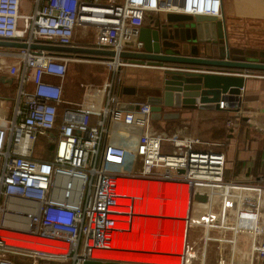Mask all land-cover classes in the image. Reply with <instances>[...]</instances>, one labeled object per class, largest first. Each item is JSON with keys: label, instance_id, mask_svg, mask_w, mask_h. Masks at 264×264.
I'll return each instance as SVG.
<instances>
[{"label": "built area", "instance_id": "1", "mask_svg": "<svg viewBox=\"0 0 264 264\" xmlns=\"http://www.w3.org/2000/svg\"><path fill=\"white\" fill-rule=\"evenodd\" d=\"M19 2L0 0V38L25 44L0 47V56L14 59L7 72L17 78L11 112L0 113V264H39V259H68L70 264L88 259L107 261L95 254L110 248L114 232L128 231L118 223L123 222L121 216H130L133 208V197L122 192V179L168 183L178 214L158 217L182 223L179 264L197 258L192 247L198 243H202L199 264H204L209 240L238 248L244 242L254 254L264 257V180L224 178L222 142L215 143L216 149L202 150L194 144L211 142L197 136L150 133L145 130L150 103L115 94L118 69L137 64L123 60L118 52L141 47L134 31L146 14L220 17L222 1L33 0L32 8L24 12H19ZM75 25L95 27L93 46L111 49L114 54L98 60L108 68L110 77L100 84L81 83L78 99L71 100L62 96L68 62L84 58L29 45L76 44L72 40ZM182 69L233 73L212 67ZM26 83L30 87H25ZM240 99L239 93L232 104L219 100L212 108L239 115L245 112L239 107ZM121 103L133 106L121 108ZM257 128L264 131V126ZM38 133L48 139V159L32 155ZM168 144L169 151L165 150ZM125 153L140 156L136 170L123 166ZM106 163L116 169L107 170ZM125 198L131 199L129 204L118 202ZM124 207L128 210L120 209ZM192 210L197 212L195 216ZM191 228L196 239L189 238ZM212 228L229 230L230 235L210 236ZM20 238L31 241L17 240ZM34 238L45 239L36 241L42 247L32 246ZM15 256L28 260L16 262Z\"/></svg>", "mask_w": 264, "mask_h": 264}, {"label": "crops", "instance_id": "2", "mask_svg": "<svg viewBox=\"0 0 264 264\" xmlns=\"http://www.w3.org/2000/svg\"><path fill=\"white\" fill-rule=\"evenodd\" d=\"M221 15L224 17L226 27L227 46H233L234 55H242L244 57L254 56L255 52L264 49V0H221ZM159 16L162 20L163 13L146 14L142 25H150ZM259 42H263L261 45ZM210 56L216 55L215 47L209 50ZM77 61V60H74ZM82 61L78 60L77 62ZM15 62L12 57L0 56V82L5 86L0 87L4 93L0 92V113L9 115L11 108L8 112L7 102L11 101L9 98H13L15 94V86L17 78L15 75H10L7 72L8 66ZM103 66V65H102ZM191 67H199L201 69L207 68V65H183ZM108 71L104 77L98 79H81L75 80V72L68 68L62 83V96L66 99L76 100L79 97L77 90L80 89L81 83H94L100 84L110 77V71ZM123 69L122 84L133 87L132 94H122L125 98L134 100L136 98H130V95L136 93L140 94L142 91L145 94L144 99L149 94L157 93V87L162 84L161 69L155 65L145 64H130L120 67ZM218 69V68H213ZM231 70L228 68H222ZM193 71V70H192ZM205 72V71H204ZM221 74H231L227 72H214ZM119 75V73H118ZM244 80L240 92V104L239 107L245 112L239 115L228 114L223 110H215L207 107H185V106H164L165 112H170L175 116L168 117V124L171 128L172 136H197L203 139L205 135L209 137L217 135L221 137V141L226 139L225 144V170H231L230 178H236L238 180L249 182H261L264 180V131L258 129L257 126H264V70H248L244 73ZM56 80L55 78H53ZM118 82V78H117ZM117 84V83H116ZM30 87L29 83L25 84V87ZM9 88L10 93L5 94V89ZM143 89V90H142ZM150 89V90H149ZM12 91V92H11ZM127 95V96H126ZM140 98V97H139ZM138 99V98H137ZM142 100V99H140ZM13 105V101H11ZM214 114H222L223 120L217 121L213 116ZM244 117H247L244 118ZM244 119V120H243ZM227 120H230L231 124H227ZM213 127V128H212ZM228 129V130H227ZM150 132L149 128L147 129ZM151 133V132H150ZM227 135V137H226ZM223 140V141H222ZM224 145V144H223ZM224 149V148H223ZM237 163L238 172L234 174L231 165ZM140 222H145L140 220ZM146 223V222H145ZM142 226V225H139ZM158 226V225H154ZM173 237V236H172ZM170 237L167 246L164 244L162 247L153 246L145 250L157 249L163 254L145 255L140 253L125 254L123 256L113 257L111 251L106 254L107 259H121L134 260V258H145L144 262L163 263L158 262L156 257L160 259H168L172 261V264L179 263V257L176 255L168 254V252L180 251L174 245V239ZM180 244V243H178ZM242 248L244 242H241ZM135 244L129 245L128 242L124 247L119 248H131ZM124 252V251H117ZM253 253V252H252ZM242 254L235 255V261H239L242 258ZM264 264V257H261ZM233 256L231 253V258ZM245 259V258H244ZM248 256V260H249ZM156 260V261H155Z\"/></svg>", "mask_w": 264, "mask_h": 264}, {"label": "water", "instance_id": "3", "mask_svg": "<svg viewBox=\"0 0 264 264\" xmlns=\"http://www.w3.org/2000/svg\"><path fill=\"white\" fill-rule=\"evenodd\" d=\"M134 32L136 40L141 42V47L120 50L118 56L127 62L160 67L162 84L157 87V93L145 97L150 103L151 118L175 116V113L172 115L170 112L161 114L160 110L163 106L212 108L217 107L219 100H224L230 105L239 99V88L244 80L242 72L264 70V49L258 50L251 57L229 52L223 15L217 17L165 12L162 20L157 16L150 25H141ZM259 43L263 45V42ZM23 46L25 44L22 42L0 38V47ZM29 46L43 48L54 54L90 57L96 60L111 58L110 56L114 54L111 49L97 48L92 43L57 45L38 42ZM212 47L216 50L214 57L209 53ZM184 64L229 67L233 73L186 70L182 69L188 67L183 66ZM118 71L115 94L117 96L132 94L133 87L122 84L123 69L119 68ZM238 103L240 104V101ZM132 106L131 103L119 105L121 108ZM81 264H117V262L88 259Z\"/></svg>", "mask_w": 264, "mask_h": 264}, {"label": "rangeland", "instance_id": "4", "mask_svg": "<svg viewBox=\"0 0 264 264\" xmlns=\"http://www.w3.org/2000/svg\"><path fill=\"white\" fill-rule=\"evenodd\" d=\"M32 5H33V0H20L19 12L29 11L32 8ZM19 24H20V21H19ZM96 32H97V30L93 26L75 25L72 40L76 41V42L92 43L95 39ZM126 48H128V47H126ZM227 48H228L229 52L231 54H233V50H234L233 46L228 45ZM68 68L69 69L72 68V70L76 73L75 75L78 76L75 79L77 81V84H78L79 80L85 79L84 75L88 79L94 80V79L104 77L108 72L106 70V68H104V66H102V64L98 60H96L94 58H90V57L84 58L82 61H79V62L71 60L68 62ZM4 86L5 85L0 82V87H4ZM5 91H6L5 94L10 93L9 88L5 89ZM0 92L4 93V91H2L1 89H0ZM77 93H80V89L77 90ZM144 96H145V94L142 91L140 94L136 93L134 95H130V98H132V99L136 98L134 100H140V99H144ZM9 100L13 101V98H9ZM11 101L7 102L8 112H9L10 108L12 107ZM165 109H167V108H165L164 106L161 107V110H160L161 114L165 113ZM213 117L217 121H220V122L224 118V116L222 114H214ZM113 125L116 127H119V128L127 129V130L132 129L131 127H129L127 125H123L121 123H113ZM148 128H149L151 133H154V134H157L160 136L172 137L171 128H170V125L168 124V119L163 118L162 116L159 118L149 117V119L145 125V130ZM174 137H183V136H174ZM203 137H204L203 139H205L211 143L208 144V143L203 142V143L194 144V148L202 149V150H206L208 148L216 149L215 143L221 141L220 140L221 137H219L217 135H214L211 137H209V135H205ZM170 149H171L170 144L165 146V150L169 151ZM32 155L39 157V158H44V159L50 158L51 150H50V147L48 145V139L45 135L39 134V133L36 135V138H35V141L33 144ZM122 164L126 168L136 170L140 165V156L137 154H134V153H132V154L125 153ZM105 168L107 170H115L116 165H113L112 163H106ZM225 171H224V175H225ZM228 172L231 173V170ZM196 214H197L196 211H193V210L191 211L192 216H195ZM142 226H144V225H142ZM135 227L136 226L133 223L132 228H135ZM143 228L144 227H140L139 231H142ZM193 230H194V228L190 229L189 238L196 239V235L193 234ZM222 234L225 237H229L230 231L225 230L223 232H220V231L213 229V228L209 230L210 236H219ZM128 244L130 245L129 242H128ZM111 245L112 246H110V248L108 250L133 252V253H140V254H145V255L165 253V252H160L157 249L145 250V249L118 248L119 246L117 247L116 239H113V242ZM201 246H202V243H198V244H195L194 247H192L193 250L195 251L196 255H197V258H190L188 260L190 264H199V262H200L199 253H200ZM235 247H237V248L235 249ZM235 247L233 244H230L228 242L219 243L216 240H209V241H207V246H206V250H205L206 256H205V259L203 260V263L204 264H228L229 261H231V264H253V263L254 264H262L263 260L261 258V255L258 252H255V254L252 253L253 251L250 249V246L248 248V245H243V248H242V244H241L240 248H238V245H236ZM180 252L179 251L168 252V254L179 255ZM107 253H109V252H107ZM111 253H113V252H111ZM231 253L233 256V260L230 259ZM240 253H243L242 254L243 259H241L239 261H235L234 260L235 255H233V254L237 255ZM248 256L250 258L249 260H248ZM105 259L107 261L117 262V264H172L173 263L172 261H170L168 259H160L159 257H156V260L158 262L162 261L163 263L144 262L143 259L145 260V258H134L135 261H133V259L132 260L107 259V258H105ZM27 264H31V263L27 262ZM47 264H70V263H69V260L67 259V260H53L52 262H49Z\"/></svg>", "mask_w": 264, "mask_h": 264}, {"label": "bare ground", "instance_id": "5", "mask_svg": "<svg viewBox=\"0 0 264 264\" xmlns=\"http://www.w3.org/2000/svg\"><path fill=\"white\" fill-rule=\"evenodd\" d=\"M120 184L122 185V192L128 194L130 197H133V208L131 210L130 216H121L123 222L121 224L118 223L121 228L128 229V231L114 232L111 236L110 246H112L111 244L113 242V239H117L118 245L120 242L126 243V241L130 238L132 234L130 232L132 231L134 223L137 227H135L137 230H139L140 227H144V240L135 243L133 249H147L153 246L162 247L164 244L167 246V242H169L168 239H170V237L172 236V238H175L174 242L176 243H174L171 248L174 249L175 246L179 248L180 245L182 247V223L180 221H176L168 217H158L159 214L162 216L178 214V212L175 211L177 207V202L174 201V197L172 192L169 190L168 183L122 179L120 180ZM183 200V204L185 205V197L183 198ZM130 201L131 199L129 198L118 200V202L123 205L129 204ZM120 209L128 210L127 207ZM150 214L154 216H151ZM140 220L145 221L146 223L140 222ZM17 240L22 242L31 241L30 239L26 238H20ZM37 240L45 241V239L34 238V244H32V246L42 247L41 245H38L39 242H36ZM111 251L116 250L99 251L95 254V256L106 258L105 256L107 252ZM116 253L120 254V256H123L125 254H130L131 252ZM176 256L179 257L178 255Z\"/></svg>", "mask_w": 264, "mask_h": 264}, {"label": "trees", "instance_id": "6", "mask_svg": "<svg viewBox=\"0 0 264 264\" xmlns=\"http://www.w3.org/2000/svg\"><path fill=\"white\" fill-rule=\"evenodd\" d=\"M76 44H84V42H76V41H74ZM208 67H212V68H223V67H217V66H209V65H207ZM226 68H228V67H226ZM256 70V69H255ZM59 118H58V115H57V120H58ZM244 120V119H243ZM228 130V129H227ZM56 132V129H52V133H55ZM226 137H227V135H226ZM223 141V140H222ZM224 144V145H223ZM225 144H226V139L223 141V143H222V146H223V148L225 149ZM226 164V163H225ZM230 168H232V171L234 172V174H236L237 172H238V165H237V163H233V165H231V167ZM228 171H230V169H226V171H225V175H224V178H226V179H228V178H230V176H231V174L232 173H229ZM143 230H144V228H143ZM143 230L142 231H139V230H137L136 228H132V231L130 232V233H132L131 234V236H130V238L126 241V243L127 242H129L130 243V245L131 244H135V243H137L138 241H142V240H144V233H143ZM119 235V234H118ZM132 236H134V237H132ZM116 241H117V239H116ZM126 243H124V242H120L119 243V245H120V247H124L125 245H126ZM141 243V242H140ZM142 244V243H141ZM118 244H117V247L119 246ZM119 248V247H118ZM117 251H114L113 253H111V255L113 256V257H117V256H119L120 254H118V253H116ZM110 254V253H109ZM21 257V258H20ZM19 259H26V260H28V258H26L25 256H15V258H14V260L16 261V262H19L20 260ZM122 260H126L125 258H122ZM53 260H47V259H39L38 260V262H39V264H47V263H49V262H52Z\"/></svg>", "mask_w": 264, "mask_h": 264}]
</instances>
